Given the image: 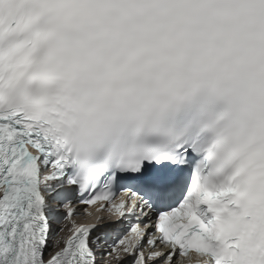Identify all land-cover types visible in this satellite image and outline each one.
Segmentation results:
<instances>
[{
  "label": "snow or ice",
  "instance_id": "obj_1",
  "mask_svg": "<svg viewBox=\"0 0 264 264\" xmlns=\"http://www.w3.org/2000/svg\"><path fill=\"white\" fill-rule=\"evenodd\" d=\"M0 264H264V0H0Z\"/></svg>",
  "mask_w": 264,
  "mask_h": 264
},
{
  "label": "bare ground",
  "instance_id": "obj_2",
  "mask_svg": "<svg viewBox=\"0 0 264 264\" xmlns=\"http://www.w3.org/2000/svg\"><path fill=\"white\" fill-rule=\"evenodd\" d=\"M81 218H83V219H84V217H81Z\"/></svg>",
  "mask_w": 264,
  "mask_h": 264
}]
</instances>
